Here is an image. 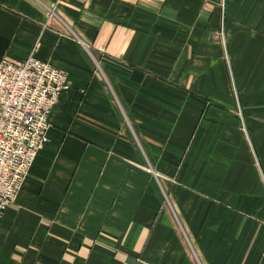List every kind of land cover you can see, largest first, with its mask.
Masks as SVG:
<instances>
[{
    "label": "crops",
    "instance_id": "0c3cea01",
    "mask_svg": "<svg viewBox=\"0 0 264 264\" xmlns=\"http://www.w3.org/2000/svg\"><path fill=\"white\" fill-rule=\"evenodd\" d=\"M36 44L67 88L0 264H264V0H0V60Z\"/></svg>",
    "mask_w": 264,
    "mask_h": 264
},
{
    "label": "built area",
    "instance_id": "2783aa9c",
    "mask_svg": "<svg viewBox=\"0 0 264 264\" xmlns=\"http://www.w3.org/2000/svg\"><path fill=\"white\" fill-rule=\"evenodd\" d=\"M37 45L23 61L0 60V220L48 141V116L67 88L65 72L33 55Z\"/></svg>",
    "mask_w": 264,
    "mask_h": 264
},
{
    "label": "bare ground",
    "instance_id": "6f19581e",
    "mask_svg": "<svg viewBox=\"0 0 264 264\" xmlns=\"http://www.w3.org/2000/svg\"><path fill=\"white\" fill-rule=\"evenodd\" d=\"M44 145H45V144H44ZM44 145H43V146H44Z\"/></svg>",
    "mask_w": 264,
    "mask_h": 264
}]
</instances>
